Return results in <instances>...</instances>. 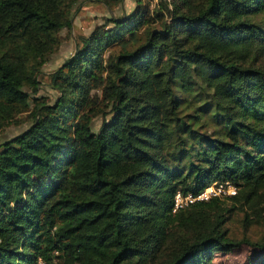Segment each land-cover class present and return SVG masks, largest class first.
Returning a JSON list of instances; mask_svg holds the SVG:
<instances>
[{
	"label": "trees",
	"instance_id": "obj_1",
	"mask_svg": "<svg viewBox=\"0 0 264 264\" xmlns=\"http://www.w3.org/2000/svg\"><path fill=\"white\" fill-rule=\"evenodd\" d=\"M78 1L0 0V134L30 122L0 141V264H214L244 245L264 264V0H132L78 37L49 103L39 75ZM214 184L235 192L174 209Z\"/></svg>",
	"mask_w": 264,
	"mask_h": 264
},
{
	"label": "rangeland",
	"instance_id": "obj_2",
	"mask_svg": "<svg viewBox=\"0 0 264 264\" xmlns=\"http://www.w3.org/2000/svg\"><path fill=\"white\" fill-rule=\"evenodd\" d=\"M154 3L156 0H153ZM134 7V2L132 0H122L121 5L113 12L112 10H107L104 5L98 2L81 0L78 1L72 10L71 16V28L70 30L63 29L60 32L61 44L58 49L48 56L47 62L42 66V71L39 75L40 87L37 92V96L44 97V100L53 102L57 97V92L48 87V76L55 70L66 58L71 56L75 49L77 48V39L81 35H87L92 28L99 23L103 22V18L112 15L128 14ZM102 119L100 117L96 118L94 122V130L99 128V124ZM29 123H23L21 125L13 124L6 129L2 134H0V141L10 139L11 137L21 133L28 126ZM235 190L227 188L226 195L234 193ZM232 225V231L238 237L243 235L244 228L239 221L234 222ZM262 228L252 227L248 230V234L253 238L260 233ZM255 253L253 249L248 246H242L239 249L231 253H222L216 255L214 258V264H251L254 262Z\"/></svg>",
	"mask_w": 264,
	"mask_h": 264
},
{
	"label": "built area",
	"instance_id": "obj_3",
	"mask_svg": "<svg viewBox=\"0 0 264 264\" xmlns=\"http://www.w3.org/2000/svg\"><path fill=\"white\" fill-rule=\"evenodd\" d=\"M230 188L234 190V187L230 184H219V185H211L204 189L199 195L192 196V194L187 193L184 197H182L180 194H176L174 198V209L177 207H181L183 204H186L188 201H194L196 199H208L210 196H219L222 194H226V189ZM36 264H44L43 260L41 258L37 259Z\"/></svg>",
	"mask_w": 264,
	"mask_h": 264
}]
</instances>
